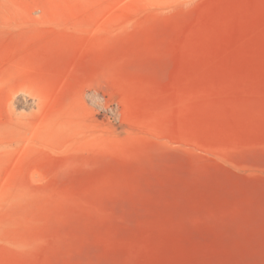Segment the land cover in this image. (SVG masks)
<instances>
[{
  "label": "rangeland",
  "instance_id": "obj_1",
  "mask_svg": "<svg viewBox=\"0 0 264 264\" xmlns=\"http://www.w3.org/2000/svg\"><path fill=\"white\" fill-rule=\"evenodd\" d=\"M0 264H264V0H0Z\"/></svg>",
  "mask_w": 264,
  "mask_h": 264
},
{
  "label": "crops",
  "instance_id": "obj_2",
  "mask_svg": "<svg viewBox=\"0 0 264 264\" xmlns=\"http://www.w3.org/2000/svg\"><path fill=\"white\" fill-rule=\"evenodd\" d=\"M239 243H233L232 241H215L210 243V248H227L233 246H239Z\"/></svg>",
  "mask_w": 264,
  "mask_h": 264
}]
</instances>
